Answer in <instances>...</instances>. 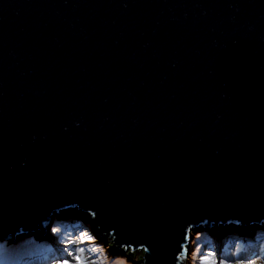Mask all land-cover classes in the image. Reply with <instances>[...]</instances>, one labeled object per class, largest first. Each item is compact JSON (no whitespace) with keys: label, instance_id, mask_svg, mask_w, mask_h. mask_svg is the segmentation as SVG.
I'll list each match as a JSON object with an SVG mask.
<instances>
[{"label":"water","instance_id":"95a60500","mask_svg":"<svg viewBox=\"0 0 264 264\" xmlns=\"http://www.w3.org/2000/svg\"><path fill=\"white\" fill-rule=\"evenodd\" d=\"M57 221L134 264L264 235V0H0V241Z\"/></svg>","mask_w":264,"mask_h":264},{"label":"clouds","instance_id":"9594fccd","mask_svg":"<svg viewBox=\"0 0 264 264\" xmlns=\"http://www.w3.org/2000/svg\"><path fill=\"white\" fill-rule=\"evenodd\" d=\"M44 232H46V229L43 232L27 233L25 237H23V235H21V236L15 237V238L0 241V242H4V243L7 242L8 243V249H5V250L0 252V256L3 257V260L5 262L3 264H34V262L38 258H39V262L37 264H52L53 258H49V255L54 254V255L59 256L61 254V252H58V248H55L56 246L54 244L45 243L47 241L46 239L48 238V235H46V233H44ZM51 233L52 232H50V230H49V235ZM74 233H76V232H74ZM250 233L251 232H249L248 230H242V231H236L233 235L218 236V237L222 238V242H223V240H225L226 243H223L224 246L221 245V246H223L221 248V250L214 248V253H218L217 258L218 259H222V258L224 259L225 256L227 258H231V257L236 258V257H242V256L245 257V255L240 253V251L242 252V250H245L246 249L245 246L243 247L242 245L247 240H249L252 236H255V235L250 234ZM29 234H31V236H29ZM37 234H39L40 238L42 237V240L45 239L46 241L45 240L44 241H38ZM244 234H246V235H244ZM257 237L264 239V235L263 236H257ZM19 239H21V241H23V242L22 243L19 242L18 241ZM189 240L190 239H188L187 243H189ZM227 240H230L233 243V246L231 245L229 248H225L226 245H229ZM213 241H214V243L216 242V240H213ZM241 241H243V242H241ZM241 243H243V244H241ZM15 244H18V246L13 247L12 245H15ZM29 244L47 245V250H43L42 252H32L31 250L28 249ZM252 247H254V248L251 250ZM249 248H250V250H248V251H251V253H255V256L260 255L262 252V246H260L259 243L257 241H254V240H253V242H251L249 244ZM117 249L118 248H116V250ZM185 249H186V247H185ZM111 251L115 252V249H113V247H112ZM215 251H219V252H215ZM43 252L48 253L49 254L48 257L41 256L43 254ZM33 254H36V255L33 256ZM28 255H29V257H28ZM257 260H259V261L264 260V258L263 259L258 258Z\"/></svg>","mask_w":264,"mask_h":264},{"label":"rangeland","instance_id":"374dc122","mask_svg":"<svg viewBox=\"0 0 264 264\" xmlns=\"http://www.w3.org/2000/svg\"><path fill=\"white\" fill-rule=\"evenodd\" d=\"M63 223L62 224L68 228L67 233H70V231L72 229L77 234L82 232V230H80L77 226H74V225H71V224H68L65 222H63ZM49 230H51V228H49ZM44 233H46V232H44ZM70 235H71V233H70ZM29 236H31V234H29ZM205 236H206V240H207L206 245H203V243L199 240L201 238V235H196V236L191 237V239L189 240V243L186 244V249H188V252L186 253L185 258H184V264H200L196 252L191 250L192 248L199 249L198 247L200 246V244H201V249H199V250L201 252H203V253H206L208 251L214 252V241L211 238H214L215 236H211V235H205ZM48 237H49V235H48ZM37 238H38V241H44L45 240V239L42 240V237L40 238L39 234H37ZM56 239H58V241H57V243L55 242L54 245L56 246L55 248H58V252H61V254L59 256L54 255V254L49 255V258H53V260L59 259L63 255L62 249L64 248V246L61 243V241H63V240L61 238H56ZM196 239H197V242L194 243V241ZM18 241L21 243L23 242V241H21V239H19ZM227 242L229 245L233 246V243L230 240H227ZM208 243H210V244H208ZM191 244H192V247H190ZM86 245H87V248L89 247V249H92V248L97 249L96 252L90 251L92 253L91 256L94 260L97 259V257H99V259L103 261V264H119L120 260L126 264H134L133 261L129 258V256H127L121 250L115 249V252H113V251H111L112 247L98 244L95 241H92L91 243H87ZM5 249H8V243L7 242L6 243L0 242V252L5 250ZM28 249L31 250L32 252H42L43 250H47V245L29 244ZM69 249H72V247H69ZM215 252H219V251H215ZM240 253H241V251H240ZM216 254H218V253H216ZM34 255H36V254H33V256ZM28 257H29V255H28ZM250 258H253V256L252 257H243L242 256V257H236V258H234V257L227 258L225 256L224 259L223 258L222 259L223 260H236V259H250ZM38 262H39V258L36 259L34 264H37ZM3 263H5L3 260V257L0 256V264H3ZM258 264H259V260H258Z\"/></svg>","mask_w":264,"mask_h":264},{"label":"snow or ice","instance_id":"6c2138e0","mask_svg":"<svg viewBox=\"0 0 264 264\" xmlns=\"http://www.w3.org/2000/svg\"><path fill=\"white\" fill-rule=\"evenodd\" d=\"M95 215V213H92ZM52 233H59V228H52ZM184 239H191V237H183ZM95 237L90 235L88 232H80L77 236H69L66 240L61 241L65 247L62 249L63 255L59 259H54L52 264H103V261L97 257V259L93 260L89 257L85 256L84 253L86 249L84 247H73L69 250L68 246L73 245H80V244H87L94 241ZM181 247H183L181 245ZM192 251L196 252L200 264H258L257 258H250V259H236V260H223L218 259L217 254L208 251L206 253L201 252L199 249L192 248ZM91 252H96V248L89 249ZM144 251H148L147 248ZM188 249L180 252L179 257H174L175 261H179L184 259ZM259 264H264V260H260Z\"/></svg>","mask_w":264,"mask_h":264},{"label":"trees","instance_id":"16d2710c","mask_svg":"<svg viewBox=\"0 0 264 264\" xmlns=\"http://www.w3.org/2000/svg\"><path fill=\"white\" fill-rule=\"evenodd\" d=\"M62 221L55 222V223H57V226L60 229V232L59 233H51L49 235V237L46 239L47 241L45 240L46 241L45 243L54 244L55 242L58 241V239H56V238H61L62 240H66L69 236H77V234H75L73 232L74 231L73 229L71 230L72 232L70 231L71 235H70V233H67L68 232V228L63 225L64 223ZM70 222L73 223L72 221H70ZM82 224H83V226L85 227L86 230L90 231V228H89V226L87 224H84V223H82ZM201 236H202V234H201ZM253 240L254 241H257L260 246H264V239L263 238H259L257 236H252L251 239L247 240L242 246L244 247V246L249 245ZM241 242H243V241H241ZM12 246L13 247H17L18 244H15V245H12ZM63 246L65 247V245H63ZM76 246L84 247L86 249L84 255L87 256V257H89L90 259H93L92 256H91L92 253L89 251V247L87 248V245L86 244L73 245V246H68V247H72L73 248V247H76ZM198 248L201 249V244H200V246ZM69 250H71V249H69Z\"/></svg>","mask_w":264,"mask_h":264},{"label":"bare ground","instance_id":"6f19581e","mask_svg":"<svg viewBox=\"0 0 264 264\" xmlns=\"http://www.w3.org/2000/svg\"><path fill=\"white\" fill-rule=\"evenodd\" d=\"M49 228H51V229L52 228H58L57 223H53V224L46 225V235H49ZM43 230H44V228H43ZM50 232H51V230H50ZM25 236H26V234L23 235V237H25ZM211 239L216 240V242L214 243V248H216L218 250H221V248L224 246L223 243H226L225 240H223V242H222V238H220L218 236H215L214 238H211ZM199 240L203 243V245H206L207 240H206V236L205 235H202ZM196 242H197V239L194 241V243H196ZM208 244H210V243H208ZM221 245H223V246H221ZM190 247H192V244L190 245ZM229 247H230L229 245H226L225 246V248H229ZM119 264H126V263H123L120 260L119 261Z\"/></svg>","mask_w":264,"mask_h":264}]
</instances>
